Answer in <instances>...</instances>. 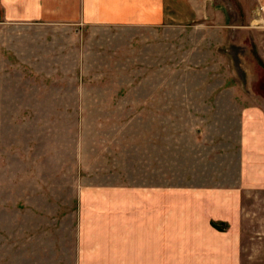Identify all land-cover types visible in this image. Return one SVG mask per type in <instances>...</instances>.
I'll return each instance as SVG.
<instances>
[{
    "label": "rangeland",
    "instance_id": "1",
    "mask_svg": "<svg viewBox=\"0 0 264 264\" xmlns=\"http://www.w3.org/2000/svg\"><path fill=\"white\" fill-rule=\"evenodd\" d=\"M211 3L185 26L85 31L81 68L52 31L55 67L23 65L1 25L0 264H73L81 184L203 183L237 162L241 113L264 99V13ZM240 238V264H264V190L243 193Z\"/></svg>",
    "mask_w": 264,
    "mask_h": 264
},
{
    "label": "crops",
    "instance_id": "2",
    "mask_svg": "<svg viewBox=\"0 0 264 264\" xmlns=\"http://www.w3.org/2000/svg\"><path fill=\"white\" fill-rule=\"evenodd\" d=\"M211 2L0 0V27L6 26L9 55L23 65L36 67L41 57L40 66L55 67L46 53L52 31L62 44L77 41L66 47L81 68L85 31L185 26L207 19ZM259 2L264 8V0ZM73 88L79 98L82 85ZM262 100L241 113L237 164L219 163V176L210 181L185 177L186 183L161 185L149 177L141 183L81 184L73 264H240L243 193L264 190Z\"/></svg>",
    "mask_w": 264,
    "mask_h": 264
},
{
    "label": "built area",
    "instance_id": "3",
    "mask_svg": "<svg viewBox=\"0 0 264 264\" xmlns=\"http://www.w3.org/2000/svg\"><path fill=\"white\" fill-rule=\"evenodd\" d=\"M260 10L264 13V8L262 7V8H260Z\"/></svg>",
    "mask_w": 264,
    "mask_h": 264
},
{
    "label": "trees",
    "instance_id": "4",
    "mask_svg": "<svg viewBox=\"0 0 264 264\" xmlns=\"http://www.w3.org/2000/svg\"><path fill=\"white\" fill-rule=\"evenodd\" d=\"M216 225V224H215Z\"/></svg>",
    "mask_w": 264,
    "mask_h": 264
}]
</instances>
